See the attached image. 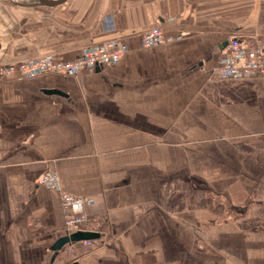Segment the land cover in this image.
<instances>
[{"label":"crops","instance_id":"crops-1","mask_svg":"<svg viewBox=\"0 0 264 264\" xmlns=\"http://www.w3.org/2000/svg\"><path fill=\"white\" fill-rule=\"evenodd\" d=\"M61 1L0 0V64L128 51L0 78V264H264V77L214 75L227 40L264 38V0ZM155 26L174 39L145 48ZM48 170L92 198L90 243L55 248Z\"/></svg>","mask_w":264,"mask_h":264},{"label":"built area","instance_id":"built-area-1","mask_svg":"<svg viewBox=\"0 0 264 264\" xmlns=\"http://www.w3.org/2000/svg\"><path fill=\"white\" fill-rule=\"evenodd\" d=\"M173 39L165 35L160 27L155 26L144 33L143 46L150 48L171 42ZM127 51V45L121 41H106L99 45L86 47L83 54L72 61L62 62L55 60L50 54H41L17 62L0 64V78L15 71H19L22 76L28 78L42 74L78 75L83 70H94L99 66L112 65L119 61ZM214 75L217 78L232 79L264 77V38L256 37L247 41L230 40L219 56ZM40 182L59 191L65 210V224L68 233L85 229L90 224L91 219L85 211V206L93 202L92 198L63 190L60 175L56 171L45 172Z\"/></svg>","mask_w":264,"mask_h":264},{"label":"water","instance_id":"water-1","mask_svg":"<svg viewBox=\"0 0 264 264\" xmlns=\"http://www.w3.org/2000/svg\"><path fill=\"white\" fill-rule=\"evenodd\" d=\"M63 1H66V0H63ZM61 1V2H63ZM46 4L48 5H56L58 4V2L56 1H49V2H45ZM234 39H237L235 37L227 40L225 43H224V47L226 45H228L229 41L230 40H234ZM103 67V66H101ZM100 67H97V69H99ZM99 236V233L97 231H93V230H77V231H74V232H71V233H67V235L63 238H61L60 240H58L55 244V248L58 249V248H61L62 245H64L65 243H69V242H75V241H79V240H90L92 238H95Z\"/></svg>","mask_w":264,"mask_h":264}]
</instances>
